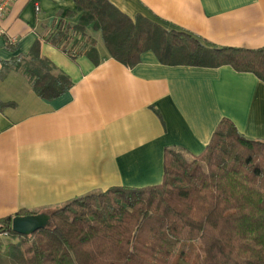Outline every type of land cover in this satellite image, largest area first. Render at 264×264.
I'll return each mask as SVG.
<instances>
[{"label": "crops", "instance_id": "0c3cea01", "mask_svg": "<svg viewBox=\"0 0 264 264\" xmlns=\"http://www.w3.org/2000/svg\"><path fill=\"white\" fill-rule=\"evenodd\" d=\"M109 2L132 21L148 19L206 46L264 48V0ZM78 17L73 0H16L0 21V218L159 185L165 150L200 155L223 119L264 140V83L256 76L229 66H166L151 52L127 67L94 30L72 38L68 52L48 40ZM89 37L98 64L85 53ZM37 41L72 83L55 99L40 98L18 69Z\"/></svg>", "mask_w": 264, "mask_h": 264}, {"label": "trees", "instance_id": "16d2710c", "mask_svg": "<svg viewBox=\"0 0 264 264\" xmlns=\"http://www.w3.org/2000/svg\"><path fill=\"white\" fill-rule=\"evenodd\" d=\"M73 1L78 22L48 39L65 52L72 38L94 30L108 55L127 67L151 52L166 66H229L264 83V48L206 46L148 19L132 21L109 0ZM85 53L99 63L90 37ZM27 59L18 69L40 98L70 90V80L42 56L40 41ZM31 215L49 216V226L21 236L13 217L0 218V264H264V140L246 138L223 119L200 155L165 150L161 184L112 188L16 214Z\"/></svg>", "mask_w": 264, "mask_h": 264}, {"label": "water", "instance_id": "95a60500", "mask_svg": "<svg viewBox=\"0 0 264 264\" xmlns=\"http://www.w3.org/2000/svg\"><path fill=\"white\" fill-rule=\"evenodd\" d=\"M48 226L49 216L47 215L15 216L12 219V230L21 236H30Z\"/></svg>", "mask_w": 264, "mask_h": 264}, {"label": "built area", "instance_id": "2783aa9c", "mask_svg": "<svg viewBox=\"0 0 264 264\" xmlns=\"http://www.w3.org/2000/svg\"><path fill=\"white\" fill-rule=\"evenodd\" d=\"M16 2V0H0V21L5 17L8 10ZM40 8L36 6V12L38 13Z\"/></svg>", "mask_w": 264, "mask_h": 264}, {"label": "rangeland", "instance_id": "374dc122", "mask_svg": "<svg viewBox=\"0 0 264 264\" xmlns=\"http://www.w3.org/2000/svg\"><path fill=\"white\" fill-rule=\"evenodd\" d=\"M96 37H98L97 38V41H98V44L99 45H102V41H101V39H100V35L99 34H96ZM1 241H3V246H6L7 245V239L5 238V237H3L2 239H1Z\"/></svg>", "mask_w": 264, "mask_h": 264}]
</instances>
